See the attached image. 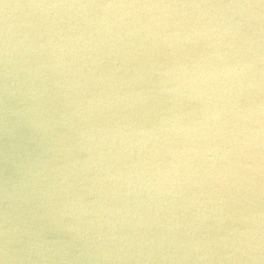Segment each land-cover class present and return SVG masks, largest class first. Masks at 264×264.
Wrapping results in <instances>:
<instances>
[{
    "label": "clouds",
    "instance_id": "clouds-1",
    "mask_svg": "<svg viewBox=\"0 0 264 264\" xmlns=\"http://www.w3.org/2000/svg\"><path fill=\"white\" fill-rule=\"evenodd\" d=\"M0 264H264V0H0Z\"/></svg>",
    "mask_w": 264,
    "mask_h": 264
}]
</instances>
